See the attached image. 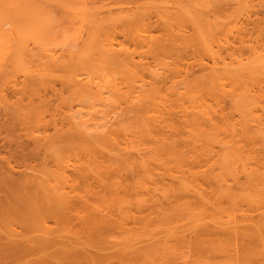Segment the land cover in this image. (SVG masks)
Returning a JSON list of instances; mask_svg holds the SVG:
<instances>
[{
  "label": "bare ground",
  "instance_id": "1",
  "mask_svg": "<svg viewBox=\"0 0 264 264\" xmlns=\"http://www.w3.org/2000/svg\"><path fill=\"white\" fill-rule=\"evenodd\" d=\"M261 9L0 0V264H264Z\"/></svg>",
  "mask_w": 264,
  "mask_h": 264
},
{
  "label": "rangeland",
  "instance_id": "2",
  "mask_svg": "<svg viewBox=\"0 0 264 264\" xmlns=\"http://www.w3.org/2000/svg\"><path fill=\"white\" fill-rule=\"evenodd\" d=\"M253 18L264 19L263 10ZM22 86V79L15 73L8 78L7 84L0 91V130H21V120L15 106L19 103L18 89ZM3 155H6L3 152Z\"/></svg>",
  "mask_w": 264,
  "mask_h": 264
}]
</instances>
